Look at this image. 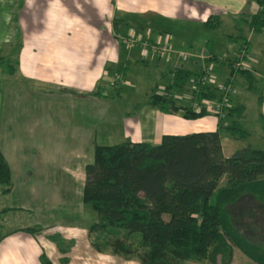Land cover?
I'll list each match as a JSON object with an SVG mask.
<instances>
[{
  "label": "crops",
  "instance_id": "1",
  "mask_svg": "<svg viewBox=\"0 0 264 264\" xmlns=\"http://www.w3.org/2000/svg\"><path fill=\"white\" fill-rule=\"evenodd\" d=\"M19 2L0 0V57L18 61L13 76L0 73V152L8 163L12 184L8 195L11 210L0 220L1 230L5 218L11 226L2 230L8 234L0 241V264H40L42 252L54 264H63L62 257L67 258L64 264H139L134 258L96 252L79 242L87 239L84 222L89 209L82 202L85 166L93 161L95 142L103 144L111 133L108 126L98 137L99 125L114 104L110 85L101 89L105 98L90 92L97 85L102 88L106 72L111 73L120 63V74L131 69V61L160 66L159 74L166 73L169 83V71L174 68L169 69L150 51L124 47L116 33L171 45L166 37L173 32L172 25L187 30L202 26L209 15H217V29L226 24L233 32L227 35L234 37L224 36L227 46L220 53L200 49L218 57L225 53L232 60L242 42H248L245 62L262 88L258 116L264 117V43L253 40L264 30L253 32L244 19L257 12V4L252 0H23L18 6ZM115 18L120 20L117 24H113ZM253 42L258 49L255 57L250 54ZM191 49L188 59L173 64L194 73L209 67L218 78L227 79L228 67L206 63L207 56L201 58L207 65L204 69L192 70L201 59ZM140 52L148 58L142 60ZM138 113L122 118L131 125L124 139L155 144L164 131L184 134L217 126L215 116L192 121L183 118L182 111L164 114L149 103ZM200 121L211 128H196ZM222 149L226 156L236 150L225 152L223 145ZM23 218L28 222L17 225ZM34 225L42 232L33 235L21 229ZM55 232L61 235V242L74 240L76 245L68 250L60 242L59 250L47 238ZM235 254L233 251V258Z\"/></svg>",
  "mask_w": 264,
  "mask_h": 264
},
{
  "label": "trees",
  "instance_id": "2",
  "mask_svg": "<svg viewBox=\"0 0 264 264\" xmlns=\"http://www.w3.org/2000/svg\"><path fill=\"white\" fill-rule=\"evenodd\" d=\"M252 1L257 12L244 19L258 33L264 30V0ZM117 22L115 18L113 24ZM203 25L217 29L220 19L211 14ZM232 37L227 35L229 40ZM15 47L18 51L19 43ZM248 48L244 42L239 50ZM208 61L228 67L224 84L232 85L233 76L239 75L246 89L263 100L262 88L246 65L212 54ZM17 65L13 57H0L1 74L13 76ZM204 70L194 73L174 67L169 71L171 82L162 93L153 92L148 103L164 114L182 111L183 118L193 121L208 115L205 101L217 99L221 104L214 113L215 129L164 133L157 144L128 138L115 144L95 142L93 161L85 166L82 202L97 214L87 227L89 244L96 252L134 258L139 264H229L236 247L255 264H264V148L245 146L229 156L223 153V132L234 138L248 135L240 122L245 106L232 105L230 95L224 99L217 87L203 83L211 69ZM189 81L191 104H178L174 92ZM90 94L106 97L97 87ZM260 122L264 132L262 115ZM11 187L10 169L0 152V219L11 210ZM21 229L33 235L43 230L38 225ZM7 234L0 228V241ZM47 238L62 251L59 233ZM66 261L61 258V263ZM39 262L54 264L44 252Z\"/></svg>",
  "mask_w": 264,
  "mask_h": 264
},
{
  "label": "rangeland",
  "instance_id": "3",
  "mask_svg": "<svg viewBox=\"0 0 264 264\" xmlns=\"http://www.w3.org/2000/svg\"><path fill=\"white\" fill-rule=\"evenodd\" d=\"M119 21L120 20H118V22ZM171 30L173 32L172 33L169 32L166 37L168 39V42L171 40L172 46H175V48H179L183 50L186 54H188L187 52H192L189 51L190 48L195 49L198 52L197 54L200 55L199 56L200 59L205 58V56L209 58L210 56L207 55L208 52L205 51V49H200L201 47H204L208 50L210 49L215 50L216 52L220 53L223 50H225L224 46L226 45V42L224 40V36L227 34H233V32L230 31L229 26H227L226 24L220 26L219 29H214V30L213 29L209 30L205 28L204 25L202 26L192 25L189 26L187 30L181 29L180 26L172 25ZM136 34H140V33L137 32ZM116 35H117V39L119 40L120 43L124 45V47L127 48L137 47L141 52L142 50H145L144 47L145 48L148 47V44L150 45L166 44L168 49L172 51L169 58L167 54L162 55V53H157V52H152V53L157 55L159 60L167 64L169 69L172 67H176L175 64H173V62L180 63L179 61H185L186 58L188 59V57L191 56V53H189L190 55L189 56L187 55L186 58L183 59L182 56H179L178 53L174 52V51L182 52L181 50L174 49L170 45V43H166L163 40L154 41V40H150L149 38H145L144 36L133 35V34L123 35L121 33L120 34L116 33ZM255 37L256 38L253 39L254 41L261 40L264 43V33L260 36H255ZM244 42H242V44ZM228 46L230 47V43L228 44ZM141 52L139 56L142 60L148 58L149 55L146 54L147 56H144ZM202 53H204L203 56H201ZM250 54L254 57L258 54V49L255 47L254 42L250 47ZM224 57H226L225 53L219 56V58H224ZM208 58H206V63L209 62ZM238 58H240L239 49L236 53V58H234V60L235 59L238 60ZM246 59H247V51L244 60ZM140 61H138L139 63H136L134 61L129 62V68L131 67V69H129L127 72L124 71L125 74H120L119 72V68H120L119 65L121 66V63L118 64L116 67L113 66V68L110 69L111 73L106 72L105 77L103 78V80H105L101 83L103 87L101 88L99 85H97V88L100 90L101 93L104 88H107L110 85L111 96L109 97L114 99L112 110L109 113H106L107 115L101 121V124L99 125V129H98V137H99L100 134H103L105 132L108 126L110 127L108 128L110 129L111 133L108 136V138H106L104 141H101L102 143L104 142L103 144H115L123 141L125 135L129 133L128 132L129 127H131V125H129L128 120H125L126 122L123 123L122 118H124V116L130 118L131 116L133 117L134 115L139 114L138 112L141 110V108L148 103L149 96L153 92L162 93L164 90V86H166L169 83L167 81V78L165 79L166 73L159 74L160 71H158V69H161L160 66L158 67L155 65L149 66V65H145L144 60L141 62ZM206 63L201 59L198 65H195L194 67L191 68L195 72H200L202 69H204L207 66ZM211 73L214 75L215 83L210 84V86L217 87L218 89L217 94L222 95L223 89L221 88V86L224 84L225 81L222 80V78H218L215 72H211ZM192 88H193L192 82L189 81L184 88L177 89L174 92L178 104L185 106H189L191 104ZM230 96H231L230 102L232 105L243 104L246 108L241 117L240 122L242 123L243 129L248 133V135L245 138H234L229 133L223 132L221 135V141H222V145L224 146V151L231 152L233 151V149H238L245 146H251L254 148H264V132L261 128L260 117L258 116L259 104L257 101V94L254 91L247 90L243 78L237 75L235 77L234 87L232 86V92ZM220 104L221 103L217 99L214 101H209L208 104H205L207 107L208 115L215 116L214 113L220 107L219 106ZM228 121L229 119L227 118L225 123H228ZM199 123L200 124L199 125L197 124L196 126V128L198 129L211 128V126H208L204 122L200 121ZM164 132L169 133L170 131H164ZM132 138L135 139V137ZM151 143L153 142L151 141ZM85 207L89 209L88 210L89 212L87 213L84 222L86 225V227H84V230L86 233L85 235L87 237V227L89 226V224L97 220V214L89 207L87 206ZM263 214L264 213H262L261 216H263ZM260 218L262 219L263 217ZM6 221H8L7 218H5L4 221L5 223L3 224L4 229L2 230L5 229L7 230L11 227L6 223ZM27 222L28 221L23 218L22 221L18 222L17 225L19 224L23 225ZM79 242H82L86 247L90 246L88 237L84 241L82 240ZM61 243L62 245L65 246V248L69 250L71 246L76 245L77 241L75 242L73 240L72 242H70L65 240ZM233 251L236 254L234 258L232 256V260L229 264H255L254 262H252V260L249 257L245 256L238 248L234 247ZM193 264H210V263L204 261Z\"/></svg>",
  "mask_w": 264,
  "mask_h": 264
},
{
  "label": "built area",
  "instance_id": "4",
  "mask_svg": "<svg viewBox=\"0 0 264 264\" xmlns=\"http://www.w3.org/2000/svg\"><path fill=\"white\" fill-rule=\"evenodd\" d=\"M144 49L148 50V51L150 50V52L162 53V55L167 54L168 58L170 57V54L172 53V51L170 49H168L166 44L165 45H156V44L150 45V44H148V47H146V48L144 47ZM164 52H167V53H164ZM174 52L178 53L179 56H182L183 59H185L187 56V54L185 52H179V51L178 52L174 51ZM244 56H246V52L244 50H241L240 51V58H238L237 65H246L247 66V63L245 62V60H243ZM204 82H206L208 84H214L215 83L214 75L211 72H206V75L203 77V83ZM221 88L223 89V98L226 99L227 95H230L232 92V85L231 84H223L221 86ZM208 102L209 101H205V104H208Z\"/></svg>",
  "mask_w": 264,
  "mask_h": 264
}]
</instances>
